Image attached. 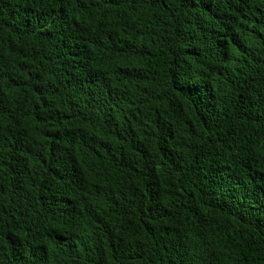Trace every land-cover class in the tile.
Wrapping results in <instances>:
<instances>
[{
    "label": "trees",
    "instance_id": "16d2710c",
    "mask_svg": "<svg viewBox=\"0 0 264 264\" xmlns=\"http://www.w3.org/2000/svg\"><path fill=\"white\" fill-rule=\"evenodd\" d=\"M0 264H264V0H0Z\"/></svg>",
    "mask_w": 264,
    "mask_h": 264
}]
</instances>
